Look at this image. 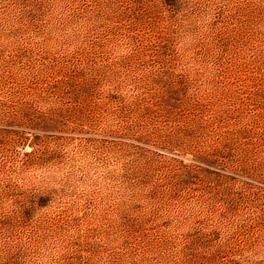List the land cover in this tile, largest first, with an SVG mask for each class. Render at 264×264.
<instances>
[{
    "label": "rangeland",
    "instance_id": "obj_1",
    "mask_svg": "<svg viewBox=\"0 0 264 264\" xmlns=\"http://www.w3.org/2000/svg\"><path fill=\"white\" fill-rule=\"evenodd\" d=\"M0 264H264V0H0Z\"/></svg>",
    "mask_w": 264,
    "mask_h": 264
}]
</instances>
